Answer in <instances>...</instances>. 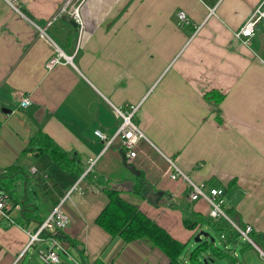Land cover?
<instances>
[{"label":"crops","instance_id":"1","mask_svg":"<svg viewBox=\"0 0 264 264\" xmlns=\"http://www.w3.org/2000/svg\"><path fill=\"white\" fill-rule=\"evenodd\" d=\"M263 2L20 0L17 11L0 0V178L22 168L26 178L15 190L29 208L9 212L13 222L0 212V264H26L37 253L24 252L28 230L40 224L30 212L44 221L68 194L63 234L84 247L88 264H168L158 248L113 238L96 223L109 203L96 183L107 181L189 247L197 229L184 226V214L207 216L209 206L188 197L186 180L170 177L167 159L193 182L224 189L232 222L264 236V19L249 43L235 36ZM75 8L80 21L68 14ZM56 49L60 62L48 68ZM211 92L221 100L208 98ZM17 95L31 105L21 108ZM130 105H140L134 121L149 140L134 160L140 178L124 167L119 140L105 149L95 136H113L120 124L114 107ZM38 131L76 168H62L48 151H26ZM129 181L132 189L122 186ZM158 190L164 195L153 205L146 195Z\"/></svg>","mask_w":264,"mask_h":264},{"label":"trees","instance_id":"2","mask_svg":"<svg viewBox=\"0 0 264 264\" xmlns=\"http://www.w3.org/2000/svg\"><path fill=\"white\" fill-rule=\"evenodd\" d=\"M207 97L220 101L222 95H217L216 92H211ZM33 148L40 152L48 151L53 161L62 168L71 170L77 166L75 164L76 160L70 158L66 152L60 149L58 145H56L53 140L42 131H38L34 135L26 151H32L34 150ZM25 178L26 173L22 168L15 165L8 169L3 178H0V193L8 195L12 205H20L23 211H26L29 208L25 205L24 197L21 192L16 191L15 189L16 183L24 182ZM96 185L103 189L109 198V203L96 218V223L99 227L113 238L119 237L126 243L142 241L152 247L158 248L168 258V264H183L182 256L187 248V244L174 239L164 228L144 214L138 206L125 200L121 196L118 186H113L107 181H100L99 183H96ZM138 185V191L140 190V192H142L144 185ZM172 207L176 206L174 205ZM30 213L39 218L38 221L40 224L43 222L39 214H36L35 210L32 209ZM226 213L234 221L230 209L226 208ZM25 216L27 217V214H25ZM183 224L188 230L197 229L194 238L198 233L199 228L205 225L214 230V232H216L226 244L228 242H235L240 236L229 221L224 219L213 220L212 218L193 210L184 214ZM52 236L58 237L67 245V252L69 255L82 264H88L85 249L77 240L70 239L61 232L52 234ZM253 237V240L264 251V236L256 238L253 235ZM247 244L251 245L249 242H247ZM232 255L234 256V254ZM232 255L228 251L223 253L218 247H215L210 240H208L198 243L197 246L191 250L188 261L190 264H205L203 262L204 258H207V260L222 258L227 259L232 264H238L237 258H235V256L233 258Z\"/></svg>","mask_w":264,"mask_h":264},{"label":"built area","instance_id":"3","mask_svg":"<svg viewBox=\"0 0 264 264\" xmlns=\"http://www.w3.org/2000/svg\"><path fill=\"white\" fill-rule=\"evenodd\" d=\"M9 6L18 11L17 3L20 0H4ZM264 5V2H263ZM76 20L80 21L81 15L79 14L78 8L70 10L69 13ZM179 18L185 20V14L180 13ZM264 19V6L259 8L244 24L243 28L235 33V36L243 43H249L250 38L254 35L256 25L261 20ZM41 35L44 37L46 34L43 31ZM57 50V49H56ZM57 55L53 57L48 63L47 67L52 68L56 64L60 62V58L62 56V52L60 50L56 51ZM69 57L68 61H71ZM20 101L21 108H27L31 105V100L29 97L17 95ZM140 108V105H130L127 110L123 108L114 107L115 114L117 118L120 119V124L115 132V134L111 137L107 136L100 130L95 131V136L105 143V149L110 148L116 140H119L125 148L126 159L128 163L134 165V160L138 155V144L141 141L149 142L148 138L141 131L138 125L135 123L134 118ZM168 163H170V177L172 179H183L189 183V194L191 200L204 199L209 206L208 215L214 220H227L229 221L233 227L244 237L256 246L255 242L250 238V233L252 231L251 226H246L244 229H241L238 225L233 223L229 216L226 213V199L222 194V188H208L205 183H195L193 182L188 175H186L176 163H174L171 159H167ZM94 162H90L92 165ZM89 171V170H88ZM87 171V173H88ZM73 190V189H72ZM69 194L63 198V200L55 206L52 213L41 223L38 225L35 232H31L28 230L29 242L24 250V252L29 251L30 249H37V254L41 261L45 264H60V254L69 255L67 252L68 247L65 243H63L58 237L52 236V234H56L58 232L64 233L68 229V215L63 209L65 201L67 200ZM21 206L16 205L13 206L10 202L8 195L4 193H0V212L1 214L9 219L11 222L13 220L9 216V212L20 210ZM224 237V236H222ZM46 244L45 247H40ZM261 256L264 258V252L259 249ZM235 256V252L233 253ZM72 257V256H71ZM73 258V257H72ZM73 261L76 264H82L77 259L73 258ZM108 264H117L115 262H110Z\"/></svg>","mask_w":264,"mask_h":264},{"label":"rangeland","instance_id":"4","mask_svg":"<svg viewBox=\"0 0 264 264\" xmlns=\"http://www.w3.org/2000/svg\"><path fill=\"white\" fill-rule=\"evenodd\" d=\"M44 204H46V202ZM202 229L207 231L206 227L201 228V230ZM211 235L212 237L215 238V242L213 243V245L215 247H218L223 253L228 251L232 255L236 251L235 252L236 256L235 255L234 256L235 258H237L238 264H264V258L261 256L257 245L255 246L252 243L251 245H248L247 242L249 241H247V239L244 238L242 235H240L235 242H228L227 244L221 239V237L216 232H212ZM251 238L252 239L254 238L253 235H251ZM208 240H209L208 238H205V237L203 238V241H208ZM197 244L198 243H196L193 240L192 243L189 245V247L186 248L182 256L183 264H190L188 261L190 252L197 246ZM62 254L63 253L60 254V257H61L60 264H63ZM234 256L232 255L233 258ZM40 260L41 259H39V256L36 253L34 255H29V257L27 258L26 264H45ZM212 264H232V263L228 261L227 259L215 258V261Z\"/></svg>","mask_w":264,"mask_h":264},{"label":"water","instance_id":"5","mask_svg":"<svg viewBox=\"0 0 264 264\" xmlns=\"http://www.w3.org/2000/svg\"><path fill=\"white\" fill-rule=\"evenodd\" d=\"M62 19H63L65 22H67L68 24H70L71 26H73V27H75V28L78 27V23H77V21L74 20V19H73L71 16H69L68 14L63 15V16H62ZM3 111H4L5 113H7V114L11 112L10 109H4ZM120 154H121V157H122V162H123L124 167H125L126 169H128L133 175H135L136 177L140 178L141 175H142V172H141L138 168H136L133 164L127 162L126 154H125V152H124L123 150H121ZM140 184H143L144 186H146V185L144 184V181H141ZM122 186H125V187H127V188L131 186V189H132V187L134 186V182H133V181H129V182H126L125 184H122ZM163 195H164V192L161 191V190H158V191H155V192H149V193H147L146 196H147V200H148L151 204H153V205H157L158 202L160 201V199L163 197ZM204 237H205V238H208L212 243L215 242V238L212 237V235H211L209 232H207V231H205V230H203V229L200 230V231L196 234V236H195V238H194V241H195L196 243H201V242L203 241V238H204ZM214 261H215L214 259L207 260V258H204V260H203V262H204L205 264H212Z\"/></svg>","mask_w":264,"mask_h":264},{"label":"bare ground","instance_id":"6","mask_svg":"<svg viewBox=\"0 0 264 264\" xmlns=\"http://www.w3.org/2000/svg\"><path fill=\"white\" fill-rule=\"evenodd\" d=\"M222 194H223V190H222ZM224 195V194H223ZM230 218V217H229ZM230 220H231V218H230ZM232 221V220H231ZM241 229H244V228H241ZM238 232V231H237ZM239 233V232H238ZM240 234V233H239ZM241 235V234H240ZM250 238H251V233H250ZM252 239V238H251ZM253 240V239H252ZM255 242V241H254Z\"/></svg>","mask_w":264,"mask_h":264}]
</instances>
